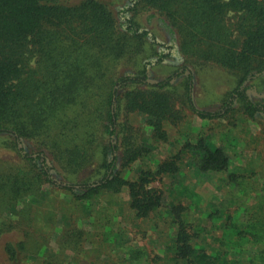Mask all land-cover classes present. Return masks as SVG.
<instances>
[{
	"label": "trees",
	"instance_id": "16d2710c",
	"mask_svg": "<svg viewBox=\"0 0 264 264\" xmlns=\"http://www.w3.org/2000/svg\"><path fill=\"white\" fill-rule=\"evenodd\" d=\"M175 52L185 64L150 82L149 67ZM203 64L232 76L220 110L194 103V69ZM119 65L125 69L117 71ZM183 74L179 94L172 80ZM261 77L264 0H0V150L8 154L0 156V206L34 194L43 198L45 222V227L32 225L30 203H22L19 220L0 216V235L12 237L3 243L0 264H99L64 253L68 247L82 249L84 241L92 248L93 236L105 247V264H264V194L255 202L244 197L250 183L243 178L253 170L231 171L223 147L202 138L196 144L197 171L226 172L229 187L241 191L203 208L211 231L204 232L202 216L194 215L200 196L189 185L180 186L184 200L179 196L169 204L172 233L154 257L128 243L125 230L111 226L103 210L90 212L91 200L103 190L119 192L125 186L134 215L146 217L163 200L162 191L149 186L151 180L179 169L175 156L155 171L140 168L135 179L123 176L150 149L130 114H140L161 140L167 139L165 122L181 119L178 99L202 118L225 116L234 103L248 117L264 118V101L248 94L249 83ZM84 96L94 97L96 105L79 143L78 119L67 111ZM46 185L81 205L77 221L91 226L71 230L68 246L49 253L42 248L53 237L55 225L48 222L56 221L58 211L46 201Z\"/></svg>",
	"mask_w": 264,
	"mask_h": 264
},
{
	"label": "rangeland",
	"instance_id": "374dc122",
	"mask_svg": "<svg viewBox=\"0 0 264 264\" xmlns=\"http://www.w3.org/2000/svg\"><path fill=\"white\" fill-rule=\"evenodd\" d=\"M161 39L166 40V37L163 35ZM183 64L185 63L175 52L162 64L149 67L148 80L156 82ZM110 69L111 67L108 69V76L112 72ZM119 69L124 70L125 66L119 65L116 70ZM184 77L185 74L172 80L179 94L184 90ZM250 83L248 94L251 98L255 101H264V77L254 79ZM231 86V74L217 65L203 64L196 66L194 69L193 100L200 109L211 112L220 110L225 93ZM95 105L94 97H85L67 111L69 116L78 119V125L75 128V140L79 143H82L83 138H85L84 126L87 118L94 115ZM175 105L181 109V119L175 123L165 122L166 140L154 137L150 129L146 127L140 114L132 113L128 117L130 123L138 128L139 133L143 134L147 143H150V149L145 155L136 159L130 167L123 170L124 177L135 179L139 175L140 168L149 167L155 171L158 164L164 160L170 162L176 156L174 163L178 165V171L156 174L149 183V186L162 191L163 200L161 205L157 209L151 210L146 217H136L128 202V190L125 186L119 192L103 190L97 195L98 197L91 200L90 204L91 214L95 215L97 208L103 210L111 218V226L125 230L128 243L145 248L151 257L161 251L168 234L172 233L171 220L167 212L169 211V204L176 200V197L184 198V194L179 191L184 185L193 186L195 192L200 196L198 205L195 206L197 209L194 211V215L197 217L202 216L203 208L208 207L210 202L217 203L218 200L241 194L238 186L232 187L230 185L229 187L226 172L203 173L197 171L196 166L199 165L200 159L196 144L200 138L223 147L229 157V169L231 171L247 174L249 170H253L250 177L243 178L248 184L250 183V189L247 188L249 192L245 194L246 191H243L246 201L255 202L262 199L260 194H264V118L260 115L255 119L248 117L236 103H234V108L230 113L211 119L200 117L185 104L182 105L179 99ZM95 131L98 132V127L95 128ZM28 144V141L24 143L26 149L29 146ZM7 155V153L4 154L0 150V156H4L1 158H8ZM93 168L90 167V171ZM51 173L55 179L62 180L54 169ZM237 175L240 174L237 173ZM43 190L47 195V203L52 204L54 210L58 211L56 221L54 223L48 222V225H55L52 231L53 237L50 243L42 248V252L49 253L61 248L63 245L68 246L66 242L69 241L71 230H77L78 227L89 230L91 226L87 225V221H77L83 213V208L81 205L75 206L71 196L64 194V192L53 186L46 185ZM36 197L34 194H30L28 198L23 197L18 202L12 200L7 204H1L0 216L5 218L6 221L17 220V217L19 220V215L22 209L24 210L22 203H30L35 213L32 225L35 228L45 227L43 198ZM195 207H192L191 210ZM49 210H52V208ZM47 216L48 214L45 215V221ZM202 222L207 226L204 232L211 231L210 221L202 216ZM16 224L19 225L18 222ZM22 226L24 227V224ZM10 238L12 237L9 233L0 235L1 261L4 259L3 243ZM92 240L94 243L93 249L87 241H84L82 249H69L70 247H68L64 253L75 256L81 263L95 261L99 264H105V247L98 246L99 241L94 236Z\"/></svg>",
	"mask_w": 264,
	"mask_h": 264
}]
</instances>
